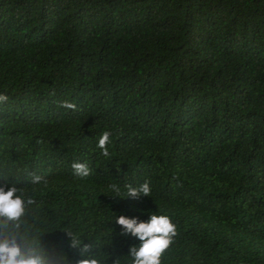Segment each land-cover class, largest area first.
I'll use <instances>...</instances> for the list:
<instances>
[{
    "label": "trees",
    "instance_id": "1",
    "mask_svg": "<svg viewBox=\"0 0 264 264\" xmlns=\"http://www.w3.org/2000/svg\"><path fill=\"white\" fill-rule=\"evenodd\" d=\"M0 93V185L25 201L0 240L129 264L114 218L155 214L161 264H264V0H0Z\"/></svg>",
    "mask_w": 264,
    "mask_h": 264
},
{
    "label": "clouds",
    "instance_id": "2",
    "mask_svg": "<svg viewBox=\"0 0 264 264\" xmlns=\"http://www.w3.org/2000/svg\"><path fill=\"white\" fill-rule=\"evenodd\" d=\"M8 99L7 95L0 93V104L7 103ZM61 107L75 110L76 105L64 101ZM110 136L109 131H104L97 144L101 155L106 158L110 156L108 150V145L111 143ZM71 167L74 174L80 178L91 174V169L86 163L74 162ZM41 179L40 176H34L33 183H39ZM109 189L113 193L112 197L121 198L122 189L118 184L109 185ZM124 190V198L132 200L150 196L151 192L148 182L138 186L128 184L124 186ZM19 191L21 190L16 186L0 185V225L17 222L24 215L25 201L21 195L17 194ZM27 203L31 204L32 201L28 200ZM114 223L120 228L118 233L120 236L131 237L139 242L128 248L129 264H161V257L177 235L176 225L166 215L153 214L147 220H140L135 216L118 215L114 218ZM79 243L78 240H72L70 246L75 247ZM87 251L88 248L85 245L81 250V255L83 256ZM0 264H57V260L46 253L23 248L21 244L17 243L16 237L10 234V238L6 237L0 240ZM78 264H99V262L93 258H82Z\"/></svg>",
    "mask_w": 264,
    "mask_h": 264
}]
</instances>
